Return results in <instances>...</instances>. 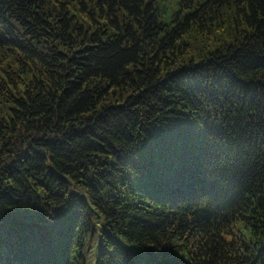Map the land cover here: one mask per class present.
I'll use <instances>...</instances> for the list:
<instances>
[{
    "label": "trees",
    "instance_id": "16d2710c",
    "mask_svg": "<svg viewBox=\"0 0 264 264\" xmlns=\"http://www.w3.org/2000/svg\"><path fill=\"white\" fill-rule=\"evenodd\" d=\"M0 264H264V0H0Z\"/></svg>",
    "mask_w": 264,
    "mask_h": 264
}]
</instances>
